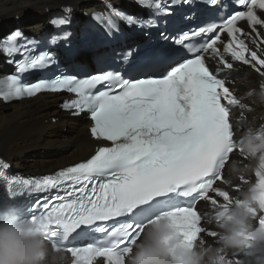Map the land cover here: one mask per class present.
<instances>
[{
	"label": "snow or ice",
	"instance_id": "6c2138e0",
	"mask_svg": "<svg viewBox=\"0 0 264 264\" xmlns=\"http://www.w3.org/2000/svg\"><path fill=\"white\" fill-rule=\"evenodd\" d=\"M136 2L153 9V16L171 14L159 0ZM104 3L128 26H156L151 17L137 18L116 9L110 0ZM183 3L193 6V0ZM207 3L217 6L219 0ZM238 3L246 10H236L223 19L214 37L200 43L191 41L204 36L209 31L206 27L181 31L171 39L161 34V41L126 50L122 54L125 66L130 65V74L141 78L106 71L84 79L59 75L35 83H22L19 75L0 79V98L4 101L32 97L42 91L66 90L75 94L62 107L73 110L75 115L89 112L94 122L92 136L111 142V146L98 147L85 162L35 179L11 177L5 171L9 164L0 160V215L18 214L25 223H39L52 245H60L71 254L72 264H94L97 258H105L106 264H126V254L142 237L144 225L161 217L169 219L173 235L184 246L198 243L205 232L200 226L198 200L210 202L217 211L240 202L216 186L218 181H224L223 169L237 147L230 109L246 108L226 85V78L233 62L250 65L264 76V37L257 31L258 26H264V0ZM64 11L67 16L53 20L54 26L71 23V8ZM102 15L94 13L92 19ZM239 21H246L251 31L245 33L237 26ZM105 31L111 35L119 28L109 18ZM221 33L229 37L223 50L218 47ZM243 35L252 38L257 50L249 48ZM70 36L71 32L65 31L51 36L49 43L54 45ZM20 39L25 43L18 46ZM3 43L5 54L22 56L16 62L19 73L46 69L56 63L47 49L29 55L28 45L35 46L37 42L24 38L20 30ZM209 57L216 58L212 70L206 62ZM98 85H104L105 90L96 91ZM255 176L258 199L264 206V171L257 170ZM239 179L244 181V176ZM33 194L47 195L31 206L20 199ZM257 218L258 227L264 231V212ZM208 235L218 234L211 231ZM66 244L73 246L65 247ZM240 252L250 260L225 259L229 264H264V243L248 237V247Z\"/></svg>",
	"mask_w": 264,
	"mask_h": 264
},
{
	"label": "bare ground",
	"instance_id": "6f19581e",
	"mask_svg": "<svg viewBox=\"0 0 264 264\" xmlns=\"http://www.w3.org/2000/svg\"><path fill=\"white\" fill-rule=\"evenodd\" d=\"M98 1L0 0V38L10 31L8 27L12 29L10 26L16 24H19L18 28L24 33H38L45 29L50 31L48 26L52 15L65 12V8H71L73 17L80 19L84 11L89 12L101 5ZM118 1L121 0H110L112 4H118ZM4 28L7 31L2 33ZM250 31L251 29H246L247 33ZM257 31H260L261 36L264 37V26H258ZM93 55L83 52L77 59ZM7 68L9 65L6 57L0 52V75H4ZM231 81L234 90L241 97V103L246 106L245 109L238 110L241 131L249 128L264 131V97H262L264 76L254 69H247L242 73H233ZM63 97L64 95L44 94L11 104L0 101V157L8 162L12 172L17 167V170L27 174L52 172L84 160L102 144L90 136L89 129L92 122L87 115L71 118L68 113L60 110L59 103ZM65 126L66 132H61ZM234 159L235 162L227 172L231 189L236 185L244 184L239 177L243 175L244 180L251 177L252 169L256 166V160L242 155L241 152L235 155ZM234 164L235 169H233ZM233 194L237 195L238 192L233 191ZM207 225L220 231L217 224ZM200 240L204 241L205 246H216L218 235L217 237L205 235ZM236 251L230 250L226 259L235 260ZM65 255L64 264H67L69 261L66 253ZM95 264H102L101 260H97Z\"/></svg>",
	"mask_w": 264,
	"mask_h": 264
},
{
	"label": "clouds",
	"instance_id": "9594fccd",
	"mask_svg": "<svg viewBox=\"0 0 264 264\" xmlns=\"http://www.w3.org/2000/svg\"><path fill=\"white\" fill-rule=\"evenodd\" d=\"M237 147L242 155L256 160L255 172L264 171V131L249 128ZM258 191V185L254 184L242 193V198H236L239 203L215 210L220 230L216 246H205L204 241L184 246L173 235L169 219L161 217L144 225L142 237L126 254V264H229L225 259L228 252L244 251L248 237L264 243V231L253 227L256 215L264 212ZM65 261L64 248L52 245L39 223H25L18 214L0 215V264H64Z\"/></svg>",
	"mask_w": 264,
	"mask_h": 264
},
{
	"label": "rangeland",
	"instance_id": "374dc122",
	"mask_svg": "<svg viewBox=\"0 0 264 264\" xmlns=\"http://www.w3.org/2000/svg\"><path fill=\"white\" fill-rule=\"evenodd\" d=\"M125 1V2H124ZM132 1H134V0H132ZM99 3H101L100 1H98ZM120 4H124V3H129V2H131V0H121V1H118ZM94 3V2H93ZM104 3V2H103ZM10 23H12V22H10ZM48 23V22H47ZM12 25V24H11ZM17 25H19V24H16V25H12V26H10V28H18V26ZM47 25V24H46ZM48 26V25H47ZM8 30H11V29H9V27H8ZM3 32L2 33H4L5 31H7L5 28L2 30ZM10 70H12L11 69V67H9V68H7L6 70H5V74L8 72V71H10ZM57 107H58V105H57ZM65 128V129H64ZM64 128H62V130H61V132H66V126L64 127ZM45 147V146H44ZM16 168V167H15ZM18 168V167H17Z\"/></svg>",
	"mask_w": 264,
	"mask_h": 264
},
{
	"label": "trees",
	"instance_id": "16d2710c",
	"mask_svg": "<svg viewBox=\"0 0 264 264\" xmlns=\"http://www.w3.org/2000/svg\"><path fill=\"white\" fill-rule=\"evenodd\" d=\"M122 5L126 8V9H128V10H134L136 7H135V4L133 3V1L131 0V2H129V3H122Z\"/></svg>",
	"mask_w": 264,
	"mask_h": 264
}]
</instances>
